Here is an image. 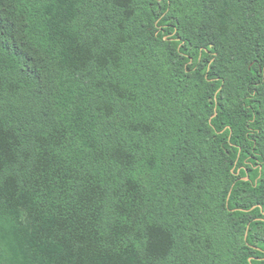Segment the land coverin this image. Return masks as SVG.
<instances>
[{"label":"trees","instance_id":"trees-1","mask_svg":"<svg viewBox=\"0 0 264 264\" xmlns=\"http://www.w3.org/2000/svg\"><path fill=\"white\" fill-rule=\"evenodd\" d=\"M0 264H264V0H0Z\"/></svg>","mask_w":264,"mask_h":264}]
</instances>
